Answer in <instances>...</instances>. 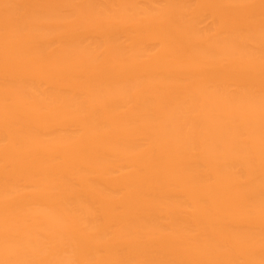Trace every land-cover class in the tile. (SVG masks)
<instances>
[{"label":"bare ground","instance_id":"obj_1","mask_svg":"<svg viewBox=\"0 0 264 264\" xmlns=\"http://www.w3.org/2000/svg\"><path fill=\"white\" fill-rule=\"evenodd\" d=\"M0 264H264V0H0Z\"/></svg>","mask_w":264,"mask_h":264}]
</instances>
